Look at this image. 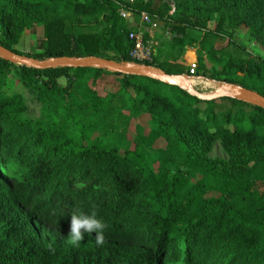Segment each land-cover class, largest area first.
Wrapping results in <instances>:
<instances>
[{"label": "trees", "instance_id": "trees-1", "mask_svg": "<svg viewBox=\"0 0 264 264\" xmlns=\"http://www.w3.org/2000/svg\"><path fill=\"white\" fill-rule=\"evenodd\" d=\"M175 1L190 11L206 3L222 16L237 14L264 44V0ZM117 4L0 0V46L22 55L15 49L19 41L39 27L42 51L22 56L129 64L133 42ZM64 8L70 19L77 18L69 31L68 16L58 13ZM210 58L220 69L207 70L200 57L192 76L155 58L147 66L264 97V63L221 53ZM59 78L66 80L64 87ZM107 78L119 89L100 97L92 85ZM11 79L33 93L41 107L38 118L25 116L22 95L1 93ZM122 116L148 119L153 133L199 177L195 186L182 189L179 178L155 177L144 149L151 143L143 142L141 127L125 149L119 145L124 134L110 142L107 128ZM216 142L225 160L209 157ZM259 164H264V110L258 107L233 99L203 102L179 87L99 69L38 71L0 59V264H264V192L251 172ZM209 189L220 197L205 196ZM92 212L106 225L101 247L94 235L72 245L45 234L68 233L71 215Z\"/></svg>", "mask_w": 264, "mask_h": 264}, {"label": "rangeland", "instance_id": "rangeland-1", "mask_svg": "<svg viewBox=\"0 0 264 264\" xmlns=\"http://www.w3.org/2000/svg\"><path fill=\"white\" fill-rule=\"evenodd\" d=\"M114 1L118 3V14L122 9L128 10L137 20L138 15L144 12L156 23V30L151 37L146 36L145 40L153 43L154 58L158 63H171L186 70L187 66L193 62L196 64L198 58L202 57L207 70L212 68L219 70L220 62L210 58L211 53H221L243 61L264 63V44L252 35L250 29L240 23L237 14L230 13L227 16H222L216 12L212 5L206 3L199 4L198 11H190L179 6L175 0ZM131 7H134L136 11H132ZM58 13L61 16H68L69 19L64 24L65 30L69 31L75 25L77 18L70 19L71 12L66 8L59 10ZM78 20L82 24L92 22V19L88 18H79ZM175 28L179 30H175ZM178 40H181L182 44H179ZM42 44L43 31L38 27L27 31L15 49L22 55L39 53L42 51ZM189 81L197 92L204 95L221 91L238 93L240 90L237 87L216 83L202 76L192 77ZM57 82L62 87L66 85V80L63 78H59ZM7 83L1 87V93L3 95L12 93L22 95L27 107L25 116L32 119L38 118L41 107L35 101L33 93L24 90L15 79L7 80ZM92 89L100 97H110L118 91L119 87L116 81L107 78L96 81L92 85ZM123 116H126L124 112ZM123 116L107 128L110 142L116 141L119 135L124 134V139H121L119 145L125 149L132 142L138 127H141L144 131L143 142L146 144L148 140L147 144L151 143V146H145L144 149L147 166L155 173V177L159 178V181L168 177L179 178L182 189L195 186L199 177L194 176L192 171L171 152L164 139L153 133L155 126L148 119L128 120ZM209 157L211 159H226L219 142L214 144ZM251 172L259 191L264 192V164L254 165ZM204 195L211 199L220 197V194L215 191L206 192ZM45 234L58 241H68L67 232L63 234L47 232Z\"/></svg>", "mask_w": 264, "mask_h": 264}, {"label": "water", "instance_id": "water-1", "mask_svg": "<svg viewBox=\"0 0 264 264\" xmlns=\"http://www.w3.org/2000/svg\"><path fill=\"white\" fill-rule=\"evenodd\" d=\"M0 59L13 64L15 66L32 68L38 71L54 70L61 68H92L110 73L133 76L140 78H147L167 86L179 87L184 90L189 96L203 102H211L219 99H233L245 104H249L264 110V97L261 95L240 89L238 93L221 91L214 94L204 95L197 92L191 85L189 79L185 76L167 75L157 68L151 66L138 65L134 63L117 64L101 58L86 57V58H52L43 61H38L22 55H17L0 46Z\"/></svg>", "mask_w": 264, "mask_h": 264}, {"label": "built area", "instance_id": "built-area-1", "mask_svg": "<svg viewBox=\"0 0 264 264\" xmlns=\"http://www.w3.org/2000/svg\"><path fill=\"white\" fill-rule=\"evenodd\" d=\"M119 16L125 20L127 27L130 26L128 37L133 42V49L129 54L130 62L144 66L152 63L155 57L153 43L146 42L145 37L152 36L157 28L156 23L144 12L138 15L137 20L128 10L122 9ZM133 28H135V30H133ZM187 68L186 70H188L189 75H194L196 64L193 62L190 66H187Z\"/></svg>", "mask_w": 264, "mask_h": 264}, {"label": "clouds", "instance_id": "clouds-1", "mask_svg": "<svg viewBox=\"0 0 264 264\" xmlns=\"http://www.w3.org/2000/svg\"><path fill=\"white\" fill-rule=\"evenodd\" d=\"M106 225L96 218V213L89 214H73L70 218L69 231L67 233L68 242L72 245H79L87 235H94L95 244L101 247L105 244ZM47 250L55 252L53 244L49 243Z\"/></svg>", "mask_w": 264, "mask_h": 264}, {"label": "crops", "instance_id": "crops-1", "mask_svg": "<svg viewBox=\"0 0 264 264\" xmlns=\"http://www.w3.org/2000/svg\"><path fill=\"white\" fill-rule=\"evenodd\" d=\"M184 59H186V56H184Z\"/></svg>", "mask_w": 264, "mask_h": 264}, {"label": "bare ground", "instance_id": "bare-ground-1", "mask_svg": "<svg viewBox=\"0 0 264 264\" xmlns=\"http://www.w3.org/2000/svg\"><path fill=\"white\" fill-rule=\"evenodd\" d=\"M192 85V84H191Z\"/></svg>", "mask_w": 264, "mask_h": 264}]
</instances>
